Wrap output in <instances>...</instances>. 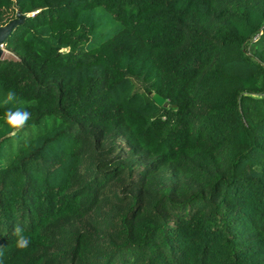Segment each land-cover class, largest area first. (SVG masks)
<instances>
[{"label": "trees", "instance_id": "1", "mask_svg": "<svg viewBox=\"0 0 264 264\" xmlns=\"http://www.w3.org/2000/svg\"><path fill=\"white\" fill-rule=\"evenodd\" d=\"M16 11L3 264H264V0H0V24Z\"/></svg>", "mask_w": 264, "mask_h": 264}, {"label": "clouds", "instance_id": "2", "mask_svg": "<svg viewBox=\"0 0 264 264\" xmlns=\"http://www.w3.org/2000/svg\"><path fill=\"white\" fill-rule=\"evenodd\" d=\"M3 105H8L10 103H17L16 93L13 91H9L3 101ZM30 113L26 111L24 108L17 107L15 111L9 109L6 112V123L15 128L16 130H20L25 126L27 120L30 118ZM13 235L16 237V247L19 249H26L30 244V238L23 234V229L20 226H16L13 231ZM4 252L2 248H0V264H3L2 257Z\"/></svg>", "mask_w": 264, "mask_h": 264}, {"label": "water", "instance_id": "3", "mask_svg": "<svg viewBox=\"0 0 264 264\" xmlns=\"http://www.w3.org/2000/svg\"><path fill=\"white\" fill-rule=\"evenodd\" d=\"M24 15L16 11L15 16L4 24H0V56L3 50V40L10 33L11 29L22 19ZM150 93V91H148ZM151 98L157 104H162L164 98L156 92L151 93Z\"/></svg>", "mask_w": 264, "mask_h": 264}, {"label": "rangeland", "instance_id": "4", "mask_svg": "<svg viewBox=\"0 0 264 264\" xmlns=\"http://www.w3.org/2000/svg\"><path fill=\"white\" fill-rule=\"evenodd\" d=\"M1 56L3 57H13V54L10 53L9 51H6L4 48L2 50Z\"/></svg>", "mask_w": 264, "mask_h": 264}]
</instances>
